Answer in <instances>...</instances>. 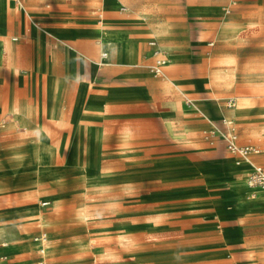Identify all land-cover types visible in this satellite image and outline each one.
Segmentation results:
<instances>
[{"label": "rangeland", "instance_id": "374dc122", "mask_svg": "<svg viewBox=\"0 0 264 264\" xmlns=\"http://www.w3.org/2000/svg\"><path fill=\"white\" fill-rule=\"evenodd\" d=\"M231 1L25 0L34 19L41 12L80 22L96 47L102 23L118 57L100 70L102 64L80 65L75 74L67 68L68 75L63 64H18L14 73L10 64L0 67V244L14 246L0 249V263L37 260L33 241L42 226L24 221L38 213L49 228L46 264H264V217L236 216L264 206L236 207L235 189L246 190V177L234 166L241 158L223 146L229 133L223 122L232 118L237 139L255 146L264 166V134H252V126L264 124V0ZM210 2L224 3L232 21L187 15L190 6ZM121 5L131 13L119 14ZM13 11L0 5V26L3 13L16 18ZM158 23L163 31L149 35ZM224 24L241 34L219 38ZM151 38L170 47L168 57L189 59L172 57L163 77L152 78L145 54L134 59ZM196 47L209 55L194 56ZM235 47L239 67H221L234 62ZM15 55L24 63L35 58L22 47ZM238 101L247 110L235 116L227 105ZM11 106L24 112L23 123L9 115ZM218 109L227 114L198 125L197 133L188 130ZM170 110L189 115L167 119ZM40 128L47 136L38 142ZM44 201L50 206L40 208ZM83 208L86 219L79 215Z\"/></svg>", "mask_w": 264, "mask_h": 264}, {"label": "crops", "instance_id": "0c3cea01", "mask_svg": "<svg viewBox=\"0 0 264 264\" xmlns=\"http://www.w3.org/2000/svg\"><path fill=\"white\" fill-rule=\"evenodd\" d=\"M64 1L68 2L69 0H64ZM102 1L104 2L106 0H102ZM119 1L120 2L117 5H119L122 0H119ZM9 2L12 5V9L14 10L13 12L16 18L15 17L13 18V16L11 17L9 15V12L2 14L0 32L2 33L1 36H2V41H3V57L0 63V67L3 66L4 64H10L8 65V69L9 70L11 69L13 71V69H15V66L18 64H63L65 75L66 73L68 75L69 70H67V68L68 69L71 68L73 74H75L76 70L80 68V65H82L83 67V66H87V64H95V65L99 64L101 61L100 59H102L101 58L102 53L104 52L108 53L107 59H105L103 62L101 61L102 65L100 67H97L96 65L98 70H100L101 67L107 64H110L112 59L113 60L114 58L116 59V56L118 57V54H117L118 49L115 47V40L113 42L114 44L110 43L109 39L107 38L108 35H104L99 32L97 33L100 35L101 38L98 40V43H96L97 45H99L97 47L99 48L98 53H97V55L99 54V56H98L97 61H94L91 57L88 56V51L89 49H91V47L89 48L86 45L87 35L90 29L86 31L81 30L82 24L80 22H77L75 25H69L68 20L65 18L56 16L55 14H43L41 12L37 13L34 19V16L32 12L29 10V8L27 7L25 0H17V2L14 0H9ZM236 2H237L236 0H232L231 5H235ZM45 9H50V4H46ZM103 9H110V8H102L101 10ZM117 10H118V13L122 15H129L131 13L130 9L125 5L119 6ZM227 13H229V11H227L226 5L224 3L210 2L208 4L190 6L188 9L187 15H189L191 19H202V20L224 17L223 20L224 21L226 20V22L228 23V21H232V19L229 17L225 18V15ZM229 14L235 15L234 13H229ZM137 16L140 17L142 16V14L137 13ZM40 26H42L43 28H40ZM33 27H35V29L32 35ZM227 28H228L227 24H224L222 26L221 29L223 30L219 38L221 39L223 37L227 38L228 36L232 35L230 34L229 29ZM38 31H40L41 34H39ZM224 32H229V33H224ZM11 33H13V36L10 37V42H5L4 38H7V36ZM240 34L241 32L239 34H233L232 36H235V35L239 36ZM117 37H119L118 31H117ZM13 42L14 43L24 42V44L17 47L15 44H13ZM150 42H155V46L154 47L150 46L149 45ZM227 43H229L228 40H227ZM222 45H224V48H227V49L233 48V46L230 44H228V46L227 44H222ZM21 47L24 52L28 51L29 53H31V58H33V55H35V58L25 63L20 61L16 57L15 52L17 51V48L21 49ZM191 47L192 46H190V49ZM196 48H198L196 52L194 53L190 52L191 54H194V56H197L199 58V57H205L209 55V53H205L201 49V47H196ZM234 49H235L234 53H230L231 56H234V62H232V64L230 65H222L221 67L232 68V69L233 68L237 69L239 67L240 50H236L237 49L236 47ZM143 54H145V56L143 57L147 58L148 63H150L148 72L151 75V77L154 79H160L163 77L165 70L168 67V64L170 65L172 63L171 57H175L177 61H184V60L189 59L188 55L183 54V53L174 54L168 57L167 53L164 51V49L161 48L156 38H151L146 42V50L142 47V45L139 46L138 53L136 54L134 59H138L139 61ZM191 54H189V56H191ZM220 54L221 53H212L213 56H220ZM200 60L206 61L203 58H200ZM160 61L164 62V64L161 66V75L154 76L151 72V68L156 66V64ZM235 77H236V74H235ZM234 106H235L234 103L232 104V102H229L227 105V108L230 109V108H233ZM171 111L173 110L166 111L164 117L168 119V118H172L175 116L185 117L189 115V113L184 114L178 111L174 113ZM218 111H219L218 115L215 114L208 118L205 117L206 118L205 121L194 122L193 124H195V127L189 128L188 130L196 131L197 133L198 131L197 129H199V127H197L198 125L210 124L211 122L216 121L221 116L227 114V111H221L219 109ZM233 121L234 120L230 118L228 120H225L223 122V125L225 126V129L228 130L229 133L233 132L236 135V139H237V134L234 131L235 129L232 125ZM236 141L239 146H251L253 148L255 147L249 143H240L238 139ZM211 145L217 146L218 143L215 142V143H212ZM259 155H260L259 153H256V154L252 153L248 157L252 158V161L254 162V166H260L264 168V166L259 164L257 160V157ZM233 157L235 156L233 155ZM234 166L238 170H240L242 174H245L247 171V168L245 165L238 166V165H235L234 163ZM228 169L231 170V168H228ZM251 171L252 169L249 170V172H247L245 176L246 179ZM234 173L235 172H232V174ZM246 179H245V182H246ZM245 188L253 197L259 196V192L257 190L249 189L246 185H245ZM262 192L264 193V191ZM42 204H45V205H42ZM49 206H50L49 201L40 202L39 204L40 208L41 207L47 208ZM236 216H242V217L263 216L264 217V209L254 210L246 214L239 213V214H236ZM48 229H49L48 226L43 224L40 229V234L37 238L43 241L48 240ZM33 242L35 243V241ZM1 247L3 248L5 246L3 244H0V249ZM45 254H46V250H45ZM37 255H38L37 260L30 264H46L47 263L48 256L44 255V251L42 249L38 251Z\"/></svg>", "mask_w": 264, "mask_h": 264}, {"label": "bare ground", "instance_id": "6f19581e", "mask_svg": "<svg viewBox=\"0 0 264 264\" xmlns=\"http://www.w3.org/2000/svg\"><path fill=\"white\" fill-rule=\"evenodd\" d=\"M109 1V0H108ZM112 2L116 5V4H118L120 1L119 0H112ZM0 5H2L4 8H6V9H10L11 8V4H10V2H9V0H0ZM96 27V26H95ZM97 29V32H99V33H102V34H104V35H109V34H111L112 33V31L111 30H109V29H106L105 27H104V25H102V23H101V25H99V27H97L96 28ZM151 30H150V33H149V35H151V36H155L154 34H153V32H152V29L153 30H155V31H158V32H160V31H163V25L161 24V23H158L155 27H151L150 28ZM165 33V32H164ZM97 35H99V34H97ZM161 39V38H160ZM93 42H92V39L91 38H89V39H87V41H86V45L90 48L91 47V49H90V56L92 57V58H95L96 57V55H97V53H98V48L96 47V46H93V44H92ZM162 49H167V50H169L170 49V47L169 46H166V45H162ZM102 59H100L102 62L105 60V59H107V55H108V53L107 52H104V53H102ZM2 57H3V41H2V39L0 38V63H1V61H2ZM96 61V60H95ZM100 61V63L99 64H101L102 62ZM171 62H172V57H171ZM227 63V62H226ZM172 64V63H171ZM94 65V64H93ZM226 77V76H225ZM224 79V78H223ZM57 82V81H56ZM57 84V83H56ZM56 93V92H55ZM88 110H90V111H93V109L91 108V107H88ZM246 108L244 107V102L243 101H238L237 102V104H235V106H234V109H233V113H234V115L235 116H240V115H243L245 112H246ZM94 111H96V112H98V111H100V110H94ZM214 111V110H213ZM8 113H9V115H11L13 118L12 119H16L19 123H23L24 122V120H25V114H24V112L23 111H21V110H19L17 107H14V106H11L9 109H8V111H7ZM261 115V114H260ZM263 115V114H262ZM211 117V116H210ZM242 118V117H241ZM236 120V119H235ZM238 120V119H237ZM246 120H248V119H246ZM256 123V122H255ZM13 124V123H12ZM239 124V123H238ZM242 125V124H241ZM165 126H166V128H167V130L169 131V133L171 134V135H173L174 133H175V131H177V130H174V125H173V122L172 121H169V120H167L166 122H165ZM252 134L253 135H257V133H259L258 131H261L262 132V134H264V124H260V125H258L257 123H256V125H254V126H252ZM179 131H180V134L181 135H187V130L185 129V128H180L179 129ZM47 134V131H46V129H44V128H40V129H38L37 131H36V135H37V137H38V142H41L43 139H44V137L45 136H47L46 135ZM42 150V149H41ZM33 155H34V157L36 158V159H39V157H40V153H41V151H40V147H38V149H34V151H33ZM235 165H238V166H241V165H245L246 166V168H247V171H246V173L244 174V176H246V174H247V172H249V170H251V169H253L255 166H254V162L252 161V158H250V157H246V158H242L240 161H235ZM242 174V173H241ZM244 182V184L249 188V189H252V190H257L258 192H259V196L258 197H253L248 191H244L243 190V192H240L241 191V187H237L236 189H235V191L237 192V200H238V204H237V206L236 207H243L244 209H246V210H252V208L255 206V205H259V204H261V205H263L264 206V193L262 192V191H264V188H259V187H249L248 186V184L245 182V181H243ZM39 185V184H38ZM42 188V187H41ZM37 189V188H36ZM232 190V189H231ZM261 192V193H260ZM245 193V194H244ZM244 195V196H243ZM51 196V195H50ZM53 197V196H52ZM236 200V199H235ZM84 209V208H83ZM33 211V210H32ZM79 215L82 217V218H87L88 216H89V213H88V211L86 210V208L84 209V210H81V211H79ZM41 220H42V216L40 215V214H36V213H29V214H26L25 215V221H24V224L25 225H27V226H29V224L31 223V222H33V221H37L38 222V224L40 225V226H42L43 225V223L41 222ZM121 233V232H120ZM0 237H2V235L0 236ZM121 238V240H122V242H125V243H129V239H128V237L126 236V235H123V236H121L120 237ZM32 241V240H31ZM34 241L35 242H37V248L39 249V251H40V249H42L43 251H44V254H45V250H46V246H48L47 244V240L45 241H43V240H39V238H36V239H34ZM93 240H91L90 241V243H93L92 242ZM3 245L6 247V246H8L9 247V244H7V243H3ZM30 246V245H29ZM34 246V245H33ZM36 246H34V247H36ZM2 248V247H1ZM10 250L12 249H14V246H11V244H10ZM28 248H30V247H28ZM33 248V247H32ZM52 251V250H51Z\"/></svg>", "mask_w": 264, "mask_h": 264}, {"label": "built area", "instance_id": "2783aa9c", "mask_svg": "<svg viewBox=\"0 0 264 264\" xmlns=\"http://www.w3.org/2000/svg\"><path fill=\"white\" fill-rule=\"evenodd\" d=\"M14 1L17 2V0H14ZM149 45L154 47L155 42H150ZM163 64L164 62L160 61L156 64V66L151 68V72L154 76L161 75V66ZM236 140H237L236 135L233 132L226 134V136L224 137L223 145H224L225 150L228 153L234 156H237L241 159L248 157L252 153L253 154L258 153L255 150V148L251 146H239ZM246 183L248 184L249 187L264 188V168L260 166H255L252 169V171L249 173ZM42 205H45V204H42ZM0 264H4V263H0Z\"/></svg>", "mask_w": 264, "mask_h": 264}]
</instances>
